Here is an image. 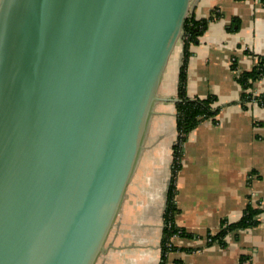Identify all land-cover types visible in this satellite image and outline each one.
I'll use <instances>...</instances> for the list:
<instances>
[{
  "label": "water",
  "instance_id": "95a60500",
  "mask_svg": "<svg viewBox=\"0 0 264 264\" xmlns=\"http://www.w3.org/2000/svg\"><path fill=\"white\" fill-rule=\"evenodd\" d=\"M192 2L0 0V264L96 263Z\"/></svg>",
  "mask_w": 264,
  "mask_h": 264
},
{
  "label": "crops",
  "instance_id": "0c3cea01",
  "mask_svg": "<svg viewBox=\"0 0 264 264\" xmlns=\"http://www.w3.org/2000/svg\"><path fill=\"white\" fill-rule=\"evenodd\" d=\"M196 19H212L186 60V95L216 99V120L186 137L174 177V224L190 237L173 239L162 256L164 211L177 139L175 101L183 59L179 41L168 61L143 148L104 252L95 264H264V101L241 104L237 77L264 57V0H193ZM264 96V75L253 85ZM250 204L258 223L207 242L221 223L240 220ZM198 237V238H196Z\"/></svg>",
  "mask_w": 264,
  "mask_h": 264
},
{
  "label": "trees",
  "instance_id": "16d2710c",
  "mask_svg": "<svg viewBox=\"0 0 264 264\" xmlns=\"http://www.w3.org/2000/svg\"><path fill=\"white\" fill-rule=\"evenodd\" d=\"M212 19H196L193 14H189L183 25V59L178 73V87H177V101L175 102V117L177 139L172 147L173 161H172V179L170 180L169 190L167 194V203L164 211V223L172 222L174 224V214L176 213V206L174 204L173 195L174 177L180 167L182 157L183 145L187 135L203 120H216L218 109L213 107L216 99L213 96L206 98H189L186 95V60L189 55V46L197 42L198 38L204 33L207 28L208 22ZM262 75H264V57L258 58V63L249 71H242L237 77V83L241 87L240 100L243 106L246 103L255 100L257 103L264 101V96H253V85ZM261 212L260 209L254 208L248 204L244 209L240 220L235 223H228L223 221L219 232L212 236V242L216 241L221 243L223 238L234 230H242L255 226L258 223L257 216ZM180 230V237L191 235L186 233L183 229L177 227L175 224L167 229L163 228V237L161 242L162 256L176 248L175 245L169 244V237Z\"/></svg>",
  "mask_w": 264,
  "mask_h": 264
},
{
  "label": "built area",
  "instance_id": "2783aa9c",
  "mask_svg": "<svg viewBox=\"0 0 264 264\" xmlns=\"http://www.w3.org/2000/svg\"><path fill=\"white\" fill-rule=\"evenodd\" d=\"M253 96H256V94L253 92ZM251 102H253V103H256V101L255 100H251ZM174 224L172 223V222H167L166 224L164 223L163 224V228L164 227H166L167 229H170L172 226H173ZM180 230H178L177 232H174L170 237H169V244H172V241H173V239H175V238H177V237H180ZM196 238H198V237H196ZM212 235L211 234H208V235H206V241L207 242H211L212 240ZM247 263V261L246 260H243L242 261V264H246Z\"/></svg>",
  "mask_w": 264,
  "mask_h": 264
}]
</instances>
